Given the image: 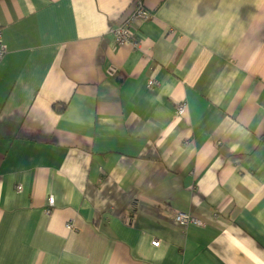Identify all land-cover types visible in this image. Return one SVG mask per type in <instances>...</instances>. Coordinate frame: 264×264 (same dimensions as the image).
Here are the masks:
<instances>
[{
    "label": "crops",
    "instance_id": "0c3cea01",
    "mask_svg": "<svg viewBox=\"0 0 264 264\" xmlns=\"http://www.w3.org/2000/svg\"><path fill=\"white\" fill-rule=\"evenodd\" d=\"M142 1L0 0V264H264V0Z\"/></svg>",
    "mask_w": 264,
    "mask_h": 264
},
{
    "label": "built area",
    "instance_id": "2783aa9c",
    "mask_svg": "<svg viewBox=\"0 0 264 264\" xmlns=\"http://www.w3.org/2000/svg\"><path fill=\"white\" fill-rule=\"evenodd\" d=\"M150 19V13L146 10L145 5L142 0H134L133 2V10L131 14L116 27L112 28V34L114 35L115 40L120 45H129L135 46L134 34H133V26H136L137 23H144ZM6 53V49L2 40V33L0 32V60L4 57ZM157 83H153L150 87H153ZM186 109L185 104H180L177 107V114L181 115ZM19 189H21L19 187ZM55 202V198L53 196L49 197L48 203L50 206H53ZM172 215L175 220L182 225H190L197 226L201 228H205L207 225L194 218L191 215L183 214L182 211L173 210ZM173 218V219H174ZM174 220V221H175Z\"/></svg>",
    "mask_w": 264,
    "mask_h": 264
},
{
    "label": "bare ground",
    "instance_id": "6f19581e",
    "mask_svg": "<svg viewBox=\"0 0 264 264\" xmlns=\"http://www.w3.org/2000/svg\"><path fill=\"white\" fill-rule=\"evenodd\" d=\"M182 213H183V214L191 215V216H193L194 218H196V219H198L199 221H201L202 223H204L205 225H207V223H206L205 221H203L202 219L196 217L195 215H193V214H191V213L184 212V211H182ZM173 218H174V217H173ZM174 220H175V218H174ZM174 222H175L177 225L181 226V227H189V226H190V225H182V224L178 223L176 220H175ZM195 226H196V225H195ZM66 227H67V229H68L69 231H73V230H74V226H73V224H71V223H68ZM152 245H153L154 247H159V246H160V241H158V240L153 241V242H152Z\"/></svg>",
    "mask_w": 264,
    "mask_h": 264
}]
</instances>
